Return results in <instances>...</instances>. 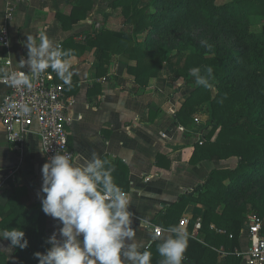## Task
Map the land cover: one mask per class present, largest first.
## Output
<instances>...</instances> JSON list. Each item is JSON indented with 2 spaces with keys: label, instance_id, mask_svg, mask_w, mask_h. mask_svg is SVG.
Instances as JSON below:
<instances>
[{
  "label": "trees",
  "instance_id": "trees-1",
  "mask_svg": "<svg viewBox=\"0 0 264 264\" xmlns=\"http://www.w3.org/2000/svg\"><path fill=\"white\" fill-rule=\"evenodd\" d=\"M142 1L114 0L109 4L110 9L121 10L122 31L102 28L83 45H75L73 39H68L62 49L80 56L85 45L96 47L101 68L118 56L129 64L135 91L147 88L165 65L172 68L168 78L171 83L183 80L192 88L176 119L188 127L191 119L206 107L209 133L202 144L196 145L190 163L235 159L236 167L213 170L200 186L184 194L155 222L164 229L179 225L187 207L199 204L206 209L200 237H193L198 221L194 216L186 229L189 246L184 264L188 260L192 264H218L221 253H225L223 264H241L242 259L235 252L247 215L255 214L262 219L264 235V29L255 30L252 23L257 18L264 24V0H230L222 5H217L216 0H155L150 5H142ZM93 7L89 0L67 5L58 13L63 29L71 30L87 20ZM191 21L202 22L229 41L223 37L219 45L211 43L205 47L183 37L176 46L160 43L152 46L154 33L180 24L188 26ZM143 35L145 46L136 40ZM131 62L135 65H130ZM209 66L213 69L209 86L196 85L190 70L200 68L204 75ZM101 159L114 166V182L129 192L128 167L122 161H111L107 155ZM28 200L26 188H13L7 216L3 215L5 207L0 205V229L21 228L29 245L23 250L15 249L18 264H39L34 254L46 253L51 247L47 243L46 214L42 213L38 222L29 223L25 207ZM173 235L153 242L146 249L152 254L150 264H161L163 258L157 246ZM0 264L12 263L0 255Z\"/></svg>",
  "mask_w": 264,
  "mask_h": 264
},
{
  "label": "crops",
  "instance_id": "crops-1",
  "mask_svg": "<svg viewBox=\"0 0 264 264\" xmlns=\"http://www.w3.org/2000/svg\"><path fill=\"white\" fill-rule=\"evenodd\" d=\"M78 1L29 0L11 8L5 0H0V32L7 25L9 38L8 47L0 48V76H8L21 59H27L28 49L24 44L29 33L34 36L47 34L62 47L68 39H73L75 45H83L79 38L91 33L96 23L102 28L116 31L112 26L119 13L108 7L114 0H89L94 7L87 20L71 30L63 29L58 13ZM85 46L82 55L72 56L74 74L71 86L65 85L52 71L55 82L64 86L66 96L74 102L71 110L73 122L69 129L70 145L75 159L81 163L96 153L100 158L107 155L111 161H122L128 167L130 211L134 214L132 227L136 230L137 242L147 249L153 242L170 236L171 232L168 231H163L160 238L154 236L156 226L164 229L155 221L167 209L184 194L200 186L213 170L234 168L237 161L190 163L196 145L209 131L208 124L206 128L201 127L199 112L188 127L178 123L176 115L189 95L183 80L171 83L168 76H163L162 70L158 78L150 80L147 88L135 91V78L128 73L129 64L113 56L109 64L101 68L99 50ZM7 61L11 64L6 65ZM130 65H135V62ZM22 71L28 72L29 69L26 66ZM7 91L6 83L0 81V95ZM41 150L37 123L33 124L22 151L17 152L9 143L0 119V205L5 207L3 215L10 213L8 202L14 187L28 190L29 200L25 207L29 223L38 222L44 213L40 199L41 170L49 161ZM205 210L203 206L192 203L181 220L190 221L196 216L201 222ZM249 215L245 219L237 249L245 257L250 247ZM60 227L59 221L46 215L48 238L57 233L59 239ZM193 237H200L199 231L194 230ZM9 248V241L0 240V255L12 264H18L15 249L7 251ZM224 256L225 253L220 254L218 264L224 263ZM239 258L242 259L241 264H246L245 258ZM185 264L192 263L188 260Z\"/></svg>",
  "mask_w": 264,
  "mask_h": 264
},
{
  "label": "clouds",
  "instance_id": "clouds-1",
  "mask_svg": "<svg viewBox=\"0 0 264 264\" xmlns=\"http://www.w3.org/2000/svg\"><path fill=\"white\" fill-rule=\"evenodd\" d=\"M24 46L27 59H21L6 78L14 86H32V78L49 68L65 85L71 86L72 52L64 50L47 34H27ZM29 71H22L25 67ZM193 68L190 74L198 86L208 87L212 67ZM25 104L24 113L30 112ZM43 151V150H41ZM44 152V151H43ZM42 211L60 222L59 239L54 233L47 241L46 253H35L39 264H150L151 252L136 240L131 194L114 182V166L93 153L83 163L70 153L58 152L42 166ZM156 232L174 235L157 246L161 264H184L189 235L180 225L167 229L156 226ZM82 237V239H81ZM0 240L10 241L7 251L29 245L19 228L0 231Z\"/></svg>",
  "mask_w": 264,
  "mask_h": 264
},
{
  "label": "built area",
  "instance_id": "built-area-1",
  "mask_svg": "<svg viewBox=\"0 0 264 264\" xmlns=\"http://www.w3.org/2000/svg\"><path fill=\"white\" fill-rule=\"evenodd\" d=\"M28 1L5 0L7 6L11 8ZM101 29V25L96 23L94 30L81 36L79 40L85 43L89 38L95 37ZM8 45V30L7 25H5L0 32V48H7ZM5 64L10 65L11 62L7 61ZM6 77L0 76V81H4L8 86V91L4 95H0V119L13 149L17 152L22 151L33 124L37 123L42 149L48 161L58 152L70 153L75 159L69 141V129L73 122L71 110L74 102L66 96L64 86L55 82L52 70L49 68L39 76L32 78L30 88L14 86L11 80ZM25 104L31 109L28 113L22 111ZM195 122L198 123L199 121L196 119ZM202 142L203 140H200L199 144ZM248 221L250 247L246 257L238 250L236 254L245 258L246 264H264L263 221L255 214H250ZM188 225L187 219L180 221V226L185 230ZM200 229L201 222L197 221L194 230L197 232ZM162 235L163 231L156 232L154 229L155 238H160Z\"/></svg>",
  "mask_w": 264,
  "mask_h": 264
},
{
  "label": "rangeland",
  "instance_id": "rangeland-1",
  "mask_svg": "<svg viewBox=\"0 0 264 264\" xmlns=\"http://www.w3.org/2000/svg\"><path fill=\"white\" fill-rule=\"evenodd\" d=\"M154 3L155 0H143L141 2L142 5H150L151 3ZM230 0H216L217 5H222ZM155 9L153 8V12ZM118 16L116 15V22L113 24L112 28L115 29L117 32L122 31L124 29V26L122 25V16H121V10H118ZM121 16V18H119ZM119 18V19H118ZM253 28L255 30H262L264 29V24L261 20L254 18L252 19ZM145 35L138 36L137 42L141 45L145 46ZM183 37L190 38L195 44L200 46L207 47L211 43L217 44L222 41V38L224 37V34L217 33L215 30H212L210 28H207L202 22L197 21H191L189 22L188 26L186 24L172 26L171 28L165 29L163 32H157L153 34L152 38V46L156 44H163L167 46H176L180 41L183 39ZM226 38V37H224ZM227 41H229L228 38H226ZM192 47L189 48L190 51H192ZM174 53V52H173ZM208 55V54H207ZM172 73V68L169 65H165L163 69V76L169 77ZM187 91L190 93L192 88L190 86H187ZM205 108H201L198 117L202 123L200 124L201 127L206 128V125L208 124V118L209 115ZM207 131H209V127L207 128Z\"/></svg>",
  "mask_w": 264,
  "mask_h": 264
}]
</instances>
